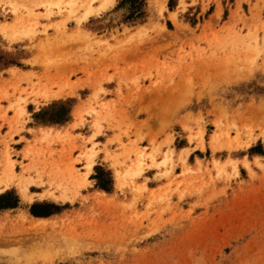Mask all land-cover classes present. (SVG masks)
<instances>
[{"label":"rangeland","instance_id":"rangeland-1","mask_svg":"<svg viewBox=\"0 0 264 264\" xmlns=\"http://www.w3.org/2000/svg\"><path fill=\"white\" fill-rule=\"evenodd\" d=\"M76 1L0 0V264H264V0Z\"/></svg>","mask_w":264,"mask_h":264},{"label":"bare ground","instance_id":"bare-ground-1","mask_svg":"<svg viewBox=\"0 0 264 264\" xmlns=\"http://www.w3.org/2000/svg\"><path fill=\"white\" fill-rule=\"evenodd\" d=\"M65 1V0H64ZM78 1V0H77ZM76 1V2H77ZM93 1V0H92ZM100 1V0H99ZM56 2H57V0H56ZM63 2V0H59L57 3L58 4H61ZM73 2L74 1H68V2H66V4L68 3V6H70V8H69V12H72V11H74V7H73ZM101 3V2H100ZM99 3V4H100ZM109 3H113V0H103V2H102V6L100 7L101 9H106V8H108V6H109ZM51 4V3H50ZM56 4V3H55ZM88 5L90 4V3H87ZM92 4V3H91ZM91 6L92 5H89L88 6V8H87V13L85 14V17L87 18V16L89 15V13L92 11V9H91ZM110 6H112V5H110ZM82 7H84L85 9H86V7L87 6H82ZM76 8H78V7H76ZM97 9V8H96ZM84 12V11H83ZM31 13H29V15H30ZM91 14V13H90ZM73 15V14H72ZM74 16H75V14H74ZM73 16V17H74ZM81 16H83V15H81ZM30 17V16H29ZM28 17V18H29ZM78 17V16H77ZM85 17H83V18H85ZM26 18V17H25ZM28 18H27V20H28ZM82 18V19H83ZM77 19V18H76ZM24 20H26V19H24ZM23 20V21H24ZM80 21V20H79ZM78 21V22H79ZM27 22H29V20L27 21ZM19 23H20V21H19ZM31 23V20H30V22H29V24ZM80 23V22H79ZM82 23V22H81ZM22 24H24V23H22ZM20 25V28H23V29H27V28H24L23 27V25ZM32 24V23H31ZM25 25V24H24ZM27 25V24H26ZM28 26V25H27ZM26 26V27H27ZM80 26V25H79ZM19 28V27H18ZM17 28V29H18ZM23 29H19V31L20 30H23ZM78 29V28H77ZM80 29V28H79ZM16 30V29H15ZM82 30V29H81ZM17 31V30H16ZM28 31V30H27ZM75 31V30H74ZM9 32H11L10 30H9ZM8 32V33H9ZM73 32V31H72ZM76 32V31H75ZM80 32V31H79ZM78 32V33H79ZM78 33H77V35H78ZM85 33H87V32H85ZM69 34V33H68ZM5 35H7V33L5 34ZM75 36H77L76 34H74ZM87 35V34H86ZM12 36V35H11ZM11 36H10V38H11ZM14 36V35H13ZM71 36H73V35H71ZM74 36V37H75ZM83 36V35H82ZM9 37V36H8ZM73 37V39L75 40V39H78V37L77 38H74ZM89 37V36H88ZM70 38V37H69ZM84 40H86V39H84ZM17 41V40H16ZM80 41V40H79ZM83 41V40H82ZM97 41H100V40H97ZM90 44V43H89ZM224 78V77H223ZM231 81V80H230ZM232 82V81H231ZM70 92V91H69ZM56 94V93H55ZM62 94L64 95V96H66L64 93H62V92H59V93H57L56 95H55V97H60V96H62ZM54 99V98H53ZM51 100V99H50ZM183 105V104H182ZM81 110H83V109H81ZM75 114L76 115H81L82 116V114H80V111L79 110H76V112H75ZM257 114H259L258 112H256V115ZM75 116V115H74ZM80 119V118H79ZM76 120V119H75ZM81 120V119H80ZM75 123V122H74ZM76 123H78V122H76ZM203 124V123H202ZM72 125V124H71ZM74 125V124H73ZM77 126V125H76ZM75 127V126H74ZM58 132V131H57ZM61 132V131H60ZM70 132V131H69ZM68 134V133H67ZM196 141V140H195ZM192 142V141H191ZM213 148L214 149H216L217 147H216V145H215V140L213 141ZM250 145V144H249ZM11 160V159H10ZM90 160H91V158H90ZM75 162V161H74ZM7 163V162H6ZM69 165V164H68ZM4 166V165H3ZM92 166V162L91 161H89V167H91ZM7 168L0 174L1 176H0V192L1 191H4L5 189H8V188H10V186L12 185V183L14 182V179L16 178V179H18V182L16 183V184H18V187H20V189H21V194H22V197L23 198H26V199H28V200H31L32 199V196H29L28 195V193L26 192V190H27V186L25 185V183H23L22 184V182H23V180L21 179V177H19V176H17L15 173H14V171H13V165L9 162L8 163V166H6ZM70 167V166H69ZM72 169H75L74 167L72 168ZM23 176V175H22ZM80 178V177H79ZM51 195V194H50ZM43 196H47V194H44ZM34 199V198H33ZM43 200V199H42ZM47 200V199H46ZM34 201V200H33ZM42 211V210H41Z\"/></svg>","mask_w":264,"mask_h":264},{"label":"crops","instance_id":"crops-1","mask_svg":"<svg viewBox=\"0 0 264 264\" xmlns=\"http://www.w3.org/2000/svg\"><path fill=\"white\" fill-rule=\"evenodd\" d=\"M12 185H16L15 182L12 183ZM11 187V186H10ZM6 190V189H5Z\"/></svg>","mask_w":264,"mask_h":264}]
</instances>
